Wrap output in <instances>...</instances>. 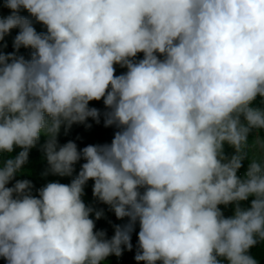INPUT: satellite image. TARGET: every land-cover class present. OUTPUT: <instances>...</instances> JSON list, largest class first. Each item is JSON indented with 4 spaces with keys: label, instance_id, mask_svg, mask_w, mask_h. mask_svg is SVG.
I'll use <instances>...</instances> for the list:
<instances>
[{
    "label": "clouds",
    "instance_id": "9594fccd",
    "mask_svg": "<svg viewBox=\"0 0 264 264\" xmlns=\"http://www.w3.org/2000/svg\"><path fill=\"white\" fill-rule=\"evenodd\" d=\"M4 6L12 12L0 18V41L19 32L15 51H0V153L21 151L0 163V257L102 264L132 250L138 221L137 262L258 264L250 249L264 242V0ZM21 47L33 49L30 59L17 55ZM116 64L127 71L116 75ZM101 99L104 126L118 129L111 143L59 145L62 126L100 122L89 102ZM254 132L261 156L240 176ZM41 133L49 165L42 175L73 177L85 162L69 184L51 181L33 195L32 181L15 176ZM89 180L94 197L128 218L110 239L94 231L103 209L82 199ZM229 205L226 216L220 206Z\"/></svg>",
    "mask_w": 264,
    "mask_h": 264
},
{
    "label": "trees",
    "instance_id": "16d2710c",
    "mask_svg": "<svg viewBox=\"0 0 264 264\" xmlns=\"http://www.w3.org/2000/svg\"><path fill=\"white\" fill-rule=\"evenodd\" d=\"M2 7H0L1 9ZM20 11H23V16L28 17L32 23L34 28L37 32H46V26L42 23L37 22L34 17L26 10L21 8ZM19 28H14L10 31L8 35L5 36L3 41H0V51L4 53H10L15 51L13 48V40L15 36L18 34ZM6 44V47L4 46ZM33 49L31 48H24L21 47L17 52V55H23L26 59H30L31 52ZM143 53H138L136 60L142 59ZM116 71V75H120L127 71L126 68H122L120 65H114ZM89 107H95L100 111V122L97 123L91 117H89L85 123L73 124L67 132H65L64 126L61 127L60 132L58 134V143L59 145H63L68 141H74L77 146L78 150L82 149L87 145H96V144H105L111 143L113 139L114 133L118 130L115 126L105 127L104 126V113L107 111L103 99L100 101H91L89 102ZM86 124H90L91 127H86ZM256 133L254 132L249 137V148L247 149L248 152V159L243 162V167H247L250 160L253 158L259 160L261 154L257 153L256 150L258 147H253V141L255 139ZM262 138H264V131L260 132ZM48 137L41 133L40 139L37 142L36 146L31 148L29 151V158L28 162L22 166V169L16 174L15 180H23L28 179L32 181L33 189L32 194L38 195L37 190L41 187L45 186L48 182L51 181H58L60 183L69 184L71 179L78 173L80 166L85 161L82 159L75 165L76 172L73 173V177L69 176H58V175H42L46 169H48L49 165L47 163L44 145L47 141ZM21 151L19 147H14V151L12 153H0V163L3 162L6 158H12L18 152ZM234 149L230 146L225 144V153L227 155L233 154ZM13 180L11 183H14ZM93 181L89 180L85 185V194L83 195L82 199L86 205L92 206L93 208L99 210L103 209L104 216L95 221V229L94 231L103 230L106 232V238L110 239L114 235V225H124L128 222V218L125 217L123 219H117L114 212L110 209V207L102 202H100L96 197L93 196L92 188H93ZM11 186V184H9ZM143 191V190H141ZM245 206H247V202H245ZM225 215H231L233 212V206L229 205L228 207L220 206ZM90 218L95 219L94 213L90 214ZM138 232H139V222L137 221L134 231L131 234V243L133 245L132 250H124L121 256L110 255L106 258L102 264H145L144 261L137 262L135 260V254L138 250ZM250 254L258 261V264H264V242H259L256 246L250 249ZM160 264V262H157ZM225 264L227 262L225 261Z\"/></svg>",
    "mask_w": 264,
    "mask_h": 264
},
{
    "label": "rangeland",
    "instance_id": "374dc122",
    "mask_svg": "<svg viewBox=\"0 0 264 264\" xmlns=\"http://www.w3.org/2000/svg\"><path fill=\"white\" fill-rule=\"evenodd\" d=\"M0 18L7 17L11 14L12 10L4 6V0H0ZM23 16V11L19 12ZM257 153H260L259 148L256 150ZM261 154V153H260Z\"/></svg>",
    "mask_w": 264,
    "mask_h": 264
},
{
    "label": "built area",
    "instance_id": "2783aa9c",
    "mask_svg": "<svg viewBox=\"0 0 264 264\" xmlns=\"http://www.w3.org/2000/svg\"><path fill=\"white\" fill-rule=\"evenodd\" d=\"M247 170V167H242L238 170V175L243 176Z\"/></svg>",
    "mask_w": 264,
    "mask_h": 264
},
{
    "label": "water",
    "instance_id": "95a60500",
    "mask_svg": "<svg viewBox=\"0 0 264 264\" xmlns=\"http://www.w3.org/2000/svg\"><path fill=\"white\" fill-rule=\"evenodd\" d=\"M0 264H7V261L3 257H0Z\"/></svg>",
    "mask_w": 264,
    "mask_h": 264
}]
</instances>
